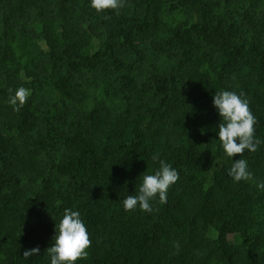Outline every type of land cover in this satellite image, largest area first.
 Listing matches in <instances>:
<instances>
[{"label":"trees","instance_id":"16d2710c","mask_svg":"<svg viewBox=\"0 0 264 264\" xmlns=\"http://www.w3.org/2000/svg\"><path fill=\"white\" fill-rule=\"evenodd\" d=\"M221 89L248 100L260 143L233 159L264 180V0H0V264H48L64 208L91 241L76 264H264V191L227 175ZM156 153L179 173L167 202L123 211Z\"/></svg>","mask_w":264,"mask_h":264},{"label":"clouds","instance_id":"9594fccd","mask_svg":"<svg viewBox=\"0 0 264 264\" xmlns=\"http://www.w3.org/2000/svg\"><path fill=\"white\" fill-rule=\"evenodd\" d=\"M88 5L96 13H101L107 9L119 10L123 6V0H88ZM8 91L7 103L14 111L23 107L31 95V89L23 86ZM212 105L219 117V123L215 128L219 147L223 157L231 161L227 175L234 182L248 181L255 184L258 190L264 191V180L254 179L247 161L242 158L233 159L234 154H242L245 150L256 151L260 143L254 137L255 118L249 109L248 100L242 93L221 89L213 94ZM152 160L158 163V167L140 177L135 194L123 197L121 200L123 211L139 209L141 212L151 213L154 203L163 205L167 202L168 190L178 180L179 173L171 163L161 159L159 153L154 154ZM52 240L53 243L47 248L48 264H76L87 255L86 249L90 247L91 241L87 226L78 210L63 209L58 222H55ZM37 253L39 249L33 247L26 249L22 256L27 259Z\"/></svg>","mask_w":264,"mask_h":264}]
</instances>
